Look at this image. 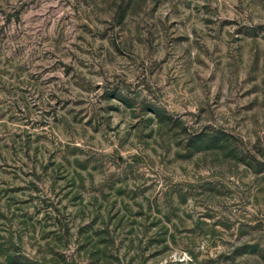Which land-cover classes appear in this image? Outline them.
I'll list each match as a JSON object with an SVG mask.
<instances>
[{"label":"rangeland","instance_id":"obj_1","mask_svg":"<svg viewBox=\"0 0 264 264\" xmlns=\"http://www.w3.org/2000/svg\"><path fill=\"white\" fill-rule=\"evenodd\" d=\"M0 264H264V0H0Z\"/></svg>","mask_w":264,"mask_h":264}]
</instances>
